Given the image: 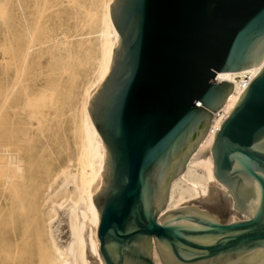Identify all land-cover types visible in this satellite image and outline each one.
Returning <instances> with one entry per match:
<instances>
[{"label":"water","instance_id":"obj_1","mask_svg":"<svg viewBox=\"0 0 264 264\" xmlns=\"http://www.w3.org/2000/svg\"><path fill=\"white\" fill-rule=\"evenodd\" d=\"M119 34L92 91L91 119L105 165L93 197L105 264H264V66L237 100L212 147L229 200L166 210L172 181L207 136L234 83L217 73L264 61V0H113ZM233 210V209H232Z\"/></svg>","mask_w":264,"mask_h":264},{"label":"bare ground","instance_id":"obj_2","mask_svg":"<svg viewBox=\"0 0 264 264\" xmlns=\"http://www.w3.org/2000/svg\"><path fill=\"white\" fill-rule=\"evenodd\" d=\"M112 2L68 0L64 8L61 0H0V56L7 58L22 54L29 58L35 38L46 31L48 23H58L61 28L60 48L52 60L62 62L57 75L50 70L54 75L47 80L46 89H42L44 91L39 95L45 100L44 104L48 102L54 110L55 123L42 130L41 135L55 155L58 170L50 167L49 178H45L44 173L42 179L32 178L28 199L0 198V222L4 223V217H8L0 236V264H45L46 241L52 246L54 264H105L97 246L100 216L93 193L102 175L106 150L91 119L89 102L92 91L111 66L119 37L110 13ZM96 18L99 19L97 25L91 26ZM263 66L264 61L243 71L217 73L214 80L234 83V91L221 110L214 114L207 136L189 158L185 170L172 181L168 210L188 206L181 205L186 201L207 197L210 184L229 194L227 187L214 174L212 147L217 131L248 86L243 81L244 76L250 73L253 80ZM44 104L45 110L47 104ZM71 104L80 112V135L74 158L68 151H64L61 157L62 147L68 142L64 116ZM38 122L39 125L40 120ZM55 141L60 145L58 150L53 148ZM14 147L13 135L6 142L4 135L0 134V191L10 189L16 183L3 180L7 169L18 167L21 173L29 175L24 156ZM231 200L234 211L231 221H236L238 212L233 207L232 197ZM18 203H21L22 220L14 221L12 213ZM154 260L162 264L157 252Z\"/></svg>","mask_w":264,"mask_h":264},{"label":"rangeland","instance_id":"obj_3","mask_svg":"<svg viewBox=\"0 0 264 264\" xmlns=\"http://www.w3.org/2000/svg\"><path fill=\"white\" fill-rule=\"evenodd\" d=\"M61 2L64 8L68 5L65 4L68 0H61ZM1 9H3L2 6ZM98 18H100V12L98 13ZM98 18L95 19L91 26L97 25ZM60 33L61 28L58 23H48L46 31L40 37L35 38L33 43L34 50L30 53L29 58L28 55L25 58V55L22 54L8 56L7 58L0 56V134L4 135L6 142L9 141L11 135L14 136V149L21 151L22 156L25 158L24 166L26 172L27 174L29 173L27 177V175L21 173L18 167L15 170L7 169L4 172L3 180H13L16 183L12 188L9 187L11 190L0 191V198H11L13 200L28 199L30 198V190L28 187L32 178L42 179L43 173L46 175L45 178H49L50 167H52V170H58L55 155L52 149L50 150V146L45 144L44 138L41 135L42 130H47L49 125L52 126L55 123L56 119L53 120L52 117L54 116V110L48 102H46L47 109L44 110L42 105L45 103V100L40 99L39 95L41 96V92L44 91L42 89H46V85L48 84L47 80L52 75H57V71L61 68L62 62L52 60V56L60 48ZM54 40H57V42H54ZM53 46L55 47L54 49ZM50 70H54L55 73L51 75L52 71ZM41 101H43V104ZM38 113H42V117ZM65 113L66 138L69 144L66 142V145L62 147L63 154L61 157L64 156V151H68V154L74 158L77 152V140L80 135V112L78 107L71 104L67 107ZM223 116L225 117L224 114ZM38 119L40 120L41 126L40 124L38 125ZM56 144L55 141L53 148L58 150L60 145ZM224 194L229 200V220H232V214H234L232 200L229 194ZM21 211V203H18L14 208V213H12L14 221H17V219L22 220ZM236 215H238L240 220L248 217L239 212ZM7 219L8 217L6 215L3 220L4 223H6ZM4 223L0 222V236L4 232ZM44 252V263L54 264L52 259V246L47 241ZM155 252L158 253L156 248L153 249V257Z\"/></svg>","mask_w":264,"mask_h":264},{"label":"built area","instance_id":"obj_4","mask_svg":"<svg viewBox=\"0 0 264 264\" xmlns=\"http://www.w3.org/2000/svg\"><path fill=\"white\" fill-rule=\"evenodd\" d=\"M217 76H218V74L216 75L215 79L217 78ZM243 81L246 82V83L249 85V83L252 81V80H251V74H250V73L246 74V75L244 76Z\"/></svg>","mask_w":264,"mask_h":264}]
</instances>
